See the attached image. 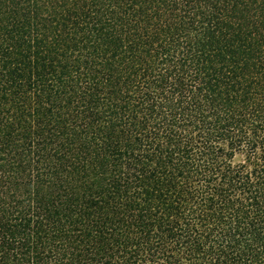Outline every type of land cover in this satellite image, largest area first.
I'll use <instances>...</instances> for the list:
<instances>
[{
  "label": "trees",
  "instance_id": "obj_1",
  "mask_svg": "<svg viewBox=\"0 0 264 264\" xmlns=\"http://www.w3.org/2000/svg\"><path fill=\"white\" fill-rule=\"evenodd\" d=\"M0 264H264V0H0Z\"/></svg>",
  "mask_w": 264,
  "mask_h": 264
}]
</instances>
